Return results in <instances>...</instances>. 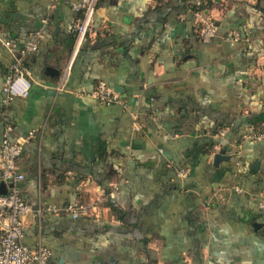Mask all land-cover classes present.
Instances as JSON below:
<instances>
[{
  "label": "crops",
  "instance_id": "crops-1",
  "mask_svg": "<svg viewBox=\"0 0 264 264\" xmlns=\"http://www.w3.org/2000/svg\"><path fill=\"white\" fill-rule=\"evenodd\" d=\"M77 1L0 0V143L6 123L12 141L28 137L20 194L102 211L27 215L22 242L50 264H264V150L245 137L264 129V0H97L73 55ZM195 12L217 27L208 43ZM35 33L27 94L5 102L12 53ZM100 82L127 108L91 97Z\"/></svg>",
  "mask_w": 264,
  "mask_h": 264
},
{
  "label": "built area",
  "instance_id": "built-area-1",
  "mask_svg": "<svg viewBox=\"0 0 264 264\" xmlns=\"http://www.w3.org/2000/svg\"><path fill=\"white\" fill-rule=\"evenodd\" d=\"M54 7L60 0H47ZM97 0H79L71 4V9L78 14V17L72 25L74 35L72 54L76 55L93 24L95 5ZM195 23L202 43L210 42L217 33V27L214 21L203 16L199 12L194 13ZM39 33H35L23 48L18 52L12 53L14 63L11 71L6 77L3 91L6 95L5 102L11 101L14 97H24L30 86L28 72L22 65V59L29 53L35 52L38 48ZM9 49V43H5ZM91 97L103 104H119L127 108L126 101L119 96L110 86L100 82L96 85ZM133 127L138 130L139 125L137 116L132 114ZM12 127L10 124H4L2 139L0 143V184H4L5 192L0 193V264H50L51 252L46 247L38 245L31 248L22 242L23 238V219L27 215H33L39 218L42 214L49 212L52 214H68L75 219L79 216L90 214L98 203L91 204L76 200L63 207L53 205L32 207L25 202L20 194L19 183L23 180V175L18 171L17 160L20 157L23 146L28 137L20 138L15 141L11 139ZM215 137L224 138L225 130L218 129ZM248 137L262 144L264 150V129ZM177 175L184 177L185 170H178ZM115 186L109 196L113 197ZM236 192L240 191L235 187ZM258 209L264 212V192L260 195L257 203Z\"/></svg>",
  "mask_w": 264,
  "mask_h": 264
},
{
  "label": "trees",
  "instance_id": "trees-1",
  "mask_svg": "<svg viewBox=\"0 0 264 264\" xmlns=\"http://www.w3.org/2000/svg\"><path fill=\"white\" fill-rule=\"evenodd\" d=\"M210 4H211V0H208L207 3H200L199 5H195V7H193V9L194 10L196 9V10H199V11H205V9H207L210 6ZM261 131H257V132H255L253 134H257V133H259ZM112 190H113L112 189V185H110L108 190H106L104 192V194H103V198L105 199V202H106V207L111 208V209L113 208L112 200L114 199V195H113V197H110L109 194H110V192ZM114 193H115V190H114ZM101 212L102 211H101L100 208H95L90 214L85 215V216H79L77 218H98L99 215H100V218H101ZM77 218H75V219H77Z\"/></svg>",
  "mask_w": 264,
  "mask_h": 264
},
{
  "label": "water",
  "instance_id": "water-1",
  "mask_svg": "<svg viewBox=\"0 0 264 264\" xmlns=\"http://www.w3.org/2000/svg\"><path fill=\"white\" fill-rule=\"evenodd\" d=\"M113 90L116 92H119V87L114 86ZM225 156L224 149H221L218 153L214 155V164H217V162L221 161V159ZM258 166V163L255 164V168ZM5 192V186L4 184H0V193Z\"/></svg>",
  "mask_w": 264,
  "mask_h": 264
}]
</instances>
